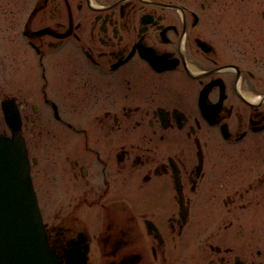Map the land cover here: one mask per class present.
<instances>
[{
    "label": "flooded vegetation",
    "instance_id": "1",
    "mask_svg": "<svg viewBox=\"0 0 264 264\" xmlns=\"http://www.w3.org/2000/svg\"><path fill=\"white\" fill-rule=\"evenodd\" d=\"M1 34L60 264H264V0H0Z\"/></svg>",
    "mask_w": 264,
    "mask_h": 264
},
{
    "label": "water",
    "instance_id": "2",
    "mask_svg": "<svg viewBox=\"0 0 264 264\" xmlns=\"http://www.w3.org/2000/svg\"><path fill=\"white\" fill-rule=\"evenodd\" d=\"M9 103L1 102L11 137L0 134V264H59L46 244L19 116Z\"/></svg>",
    "mask_w": 264,
    "mask_h": 264
},
{
    "label": "rangeland",
    "instance_id": "3",
    "mask_svg": "<svg viewBox=\"0 0 264 264\" xmlns=\"http://www.w3.org/2000/svg\"><path fill=\"white\" fill-rule=\"evenodd\" d=\"M8 42H10L8 44ZM19 42V41H17ZM5 46H10L12 47V49H9V47H5ZM15 48V41H11V38H9V36L6 35H0V61H2V63L0 64V101L3 98L6 97H11L14 99H19V101L17 102V104H21V103H25L26 107H20L21 109V117H22V111H26L29 109L28 104L31 103L32 100H30L29 97H32V95H34L33 97L35 98V100L37 99V97H39L37 94H32V92L34 91V87H36V74L35 72L31 73L25 68V66L23 65L24 61L27 63V58L24 57V54L22 52L21 48H17L19 49V52H14V48ZM18 47V45H17ZM13 50V52H12ZM8 52L10 54V57H7V55H5L6 52ZM22 52V53H21ZM31 94H28V92ZM35 92V91H34ZM32 97V98H33ZM30 102V103H29ZM38 101H34V103H37ZM32 104V103H31ZM22 108L24 110H22ZM44 109L43 106H40V110ZM40 113V112H39ZM39 113H36V115H38ZM45 124L47 125V127H49V130L52 131H57L58 134L64 132V128H60L58 127L59 124L55 123L53 120H50L48 122H45ZM6 127L2 113H1V108H0V129L2 127ZM22 126L24 128L25 131H29L28 129L32 128L33 132L36 133L37 131V123L31 124L30 122H25L22 119ZM27 135H29L27 133ZM60 136L63 137H69L68 134H60ZM31 141L36 142L37 141V137L36 136H30ZM32 145H34L32 143ZM32 154V156H35L36 158V150L32 149V151L30 152ZM34 168V167H33ZM51 185L53 186V184L51 183ZM50 186V187H52ZM52 190V188L50 189V191Z\"/></svg>",
    "mask_w": 264,
    "mask_h": 264
},
{
    "label": "bare ground",
    "instance_id": "4",
    "mask_svg": "<svg viewBox=\"0 0 264 264\" xmlns=\"http://www.w3.org/2000/svg\"><path fill=\"white\" fill-rule=\"evenodd\" d=\"M11 108H12V105H11Z\"/></svg>",
    "mask_w": 264,
    "mask_h": 264
}]
</instances>
